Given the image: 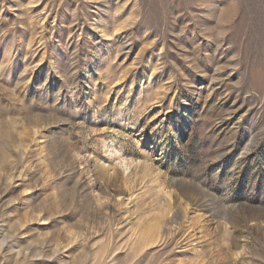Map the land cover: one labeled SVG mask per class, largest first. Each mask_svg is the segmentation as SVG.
Returning a JSON list of instances; mask_svg holds the SVG:
<instances>
[{"label": "rangeland", "instance_id": "rangeland-1", "mask_svg": "<svg viewBox=\"0 0 264 264\" xmlns=\"http://www.w3.org/2000/svg\"><path fill=\"white\" fill-rule=\"evenodd\" d=\"M0 264H264V0H0Z\"/></svg>", "mask_w": 264, "mask_h": 264}, {"label": "bare ground", "instance_id": "bare-ground-1", "mask_svg": "<svg viewBox=\"0 0 264 264\" xmlns=\"http://www.w3.org/2000/svg\"><path fill=\"white\" fill-rule=\"evenodd\" d=\"M126 163V162H125ZM127 163H129V161L127 162ZM131 163V162H130ZM130 165V164H129ZM127 168V167H126Z\"/></svg>", "mask_w": 264, "mask_h": 264}]
</instances>
